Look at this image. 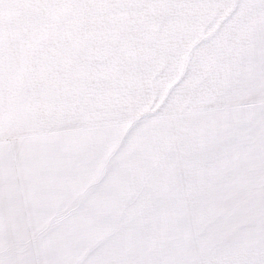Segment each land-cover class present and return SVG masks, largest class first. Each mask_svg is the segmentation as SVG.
Masks as SVG:
<instances>
[{
    "label": "snow or ice",
    "instance_id": "snow-or-ice-1",
    "mask_svg": "<svg viewBox=\"0 0 264 264\" xmlns=\"http://www.w3.org/2000/svg\"><path fill=\"white\" fill-rule=\"evenodd\" d=\"M0 264H264V0H0Z\"/></svg>",
    "mask_w": 264,
    "mask_h": 264
}]
</instances>
